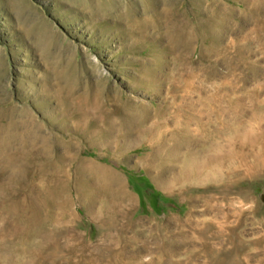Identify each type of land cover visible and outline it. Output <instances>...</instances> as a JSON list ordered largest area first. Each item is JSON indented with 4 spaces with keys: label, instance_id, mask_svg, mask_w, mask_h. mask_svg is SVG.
Segmentation results:
<instances>
[{
    "label": "rangeland",
    "instance_id": "rangeland-1",
    "mask_svg": "<svg viewBox=\"0 0 264 264\" xmlns=\"http://www.w3.org/2000/svg\"><path fill=\"white\" fill-rule=\"evenodd\" d=\"M95 1L101 0H82L80 7L74 0H0V264L35 262L36 231L42 234L38 254L44 264L66 261L76 249L70 243L79 250L81 244L89 245L90 260L83 264H103L114 258L107 244L131 235L121 229L130 218L152 222L155 238L181 245L169 255L171 264H242L250 253L257 257L245 264H261L264 245L254 240L264 235V168L240 177L226 170L222 175L206 171L200 180L175 181L177 169L137 164L150 149L138 135L109 132L104 115L112 110L119 117L117 106L126 98L142 109L171 105L174 97L168 90L187 70L198 74L195 84L203 83L208 91L213 84L231 82L236 87L231 97L259 90L263 98L264 0H120V10L110 16H96L91 6ZM16 2L57 31V44H68L65 55L43 51L29 38L31 21ZM180 35L190 39L186 53L172 39ZM64 59L72 60L77 94H90L96 101L89 116L78 97L60 96L55 70L67 66ZM243 98L248 121L252 103ZM227 101L224 97L221 106L226 108ZM97 113L100 118L94 121ZM262 122L255 131L260 139ZM172 123L168 118L167 124ZM195 149L202 157L209 154L203 145ZM81 158L113 170L132 197L128 213L117 218L102 212L113 201L108 196L92 200L91 190L99 183L94 173L80 168ZM226 207L227 231L218 241L217 231L211 237L209 231L225 221L218 211ZM53 216L59 217L57 224ZM187 221H196L197 229L184 225ZM198 235L215 244L199 247V255L192 258L193 249L186 243ZM140 244L137 239L135 247ZM149 257L140 251L139 260Z\"/></svg>",
    "mask_w": 264,
    "mask_h": 264
},
{
    "label": "bare ground",
    "instance_id": "bare-ground-1",
    "mask_svg": "<svg viewBox=\"0 0 264 264\" xmlns=\"http://www.w3.org/2000/svg\"><path fill=\"white\" fill-rule=\"evenodd\" d=\"M74 3L81 7L82 0H74ZM16 4L18 5L17 9L20 10L19 12H21V15L24 12L26 20L31 21L27 32L29 38L34 39L43 51L49 50L58 53L59 56L65 55L68 44H64L63 47L62 45L57 44V31L52 29L51 25L42 19L41 16L33 18V12L23 11V5L21 2H16ZM121 5L122 3L120 0H101L100 2L95 1L91 4V6L96 8V16H110L114 14L113 10H120ZM129 12H125L127 16H129ZM183 36H173L172 39L175 38L177 41L176 43H181L180 47L182 52L186 53L190 46V39L188 36L185 38H183ZM228 48L229 47H226L224 50ZM205 50H207V48ZM206 52L208 53V50ZM218 52L219 50H217V53ZM245 52H247V50ZM210 54L211 53H209V55ZM64 60L66 61L67 66L62 69L58 67L55 70V74L60 83V96L62 95V98L67 100H74L78 97L81 101L85 102V104L80 105L82 106L84 114H88L89 116L92 112L91 108L94 104H96V101L90 94H77L75 89V73L73 70L72 60ZM153 74L155 75L154 77L159 78L157 75L158 73ZM184 75L180 76V80L177 81V85L179 86L176 85L174 89L170 88V90H168V94H171L174 97L171 105H151V107L142 109L141 107L131 104L129 99L126 98L122 104H118L117 106L116 111L119 113V117H115V114H113L114 111L112 110H107V113L105 112V115L103 114L107 130L109 132L116 131L117 133H128L131 134V136L134 134L135 136L138 135L142 142L141 145H146L150 150L139 158L137 164L158 169L166 167L171 168L172 170L177 169L178 171H176V174L173 177V180L175 181H193L194 179L200 180V176L206 173V171H214L222 175L224 170H226L227 173L231 175L237 174L236 176H238V174L241 173L239 175L240 177L241 175H249L256 169L264 168V138L260 139L256 135L257 132H255L260 122L264 121V96H262L263 98H260L259 90L242 93L243 96L250 99L253 108L251 111L249 110V120L246 121L244 116L246 115L245 111L247 110H245L242 102L245 98H243L242 95H240L241 97H231V93L236 90V87L234 88L231 82L213 84L214 87L213 85L212 87L214 89L212 91H208L203 83H200L199 85L195 84L199 77L198 74L191 70H187ZM205 82H207V80H205ZM224 97L228 99V106L227 104L225 105L226 108L221 106V103L224 105V102H222ZM99 115L101 114L97 113L95 116H92V119L97 121L100 118ZM168 118L173 119V123L170 126L167 124ZM248 123L250 125L249 130H247ZM196 145L205 146L204 151L209 154L203 157L196 154ZM182 147H185L184 150L186 149V152L185 155L179 159L178 155ZM250 149L254 150V155L248 154ZM168 153L171 156H168ZM90 161L91 160L88 161L85 158H81L78 162L80 168H87L90 170L91 174L94 173L96 175V181L99 183L97 190H91L92 200L100 199L104 201L108 196V198H111L113 203L110 205L104 204L102 212L105 215L115 213L117 218H121V216L128 213L132 208L131 195H129V193L124 189L122 183L119 182L113 170L102 163ZM113 186L114 189H112ZM48 205L53 206L54 203H50ZM214 212H217V210ZM218 212L223 214L222 218L225 219V221L211 226L209 235L211 237L212 231L216 230L218 234L217 237L219 238L218 241H220L224 232L227 231L226 220L229 217L228 213L230 212V208H222ZM59 221L60 219L58 216L52 217L53 224H57ZM142 221L143 220H141V218H130L124 224L121 228L122 231L131 232V235L129 237L120 236L118 240L110 241L107 244V248L109 250L111 249L114 254V258H110L103 264H128L130 263L128 262L130 260L136 261L138 264H153L154 259H157V263L159 264H171L172 260L170 261L169 255L171 253H176L175 249H179V246L181 245L169 244V241L164 238H155L152 232L156 225L149 221H147V224H143ZM184 225L197 229L196 221H187ZM177 233L180 234L179 232ZM181 234L182 235L180 236H187V233ZM41 236L42 234L39 231L32 234V238L37 243V249L34 250L33 253V256L35 255V262L23 260L22 264H44L43 259L41 260V257L38 254L40 252L38 249L41 248L43 243ZM137 239H141L142 245L140 244L138 247H135ZM192 239L193 240L189 243L185 242L188 248L191 247V249H193L192 258L199 255V247L201 249L206 247L213 248L215 244L214 241H203L200 235L197 237L193 236ZM154 242L156 244L160 242L159 245L155 244V248L158 247V251H162L161 254H157L158 252H155V248L153 247ZM254 242L259 246L264 245V235L255 239ZM69 245H74L73 248H76L77 250L73 249L70 257L66 259V261H63L62 259L60 264L62 262L68 264H83L90 260V256L87 254L89 245L86 243L81 245L79 244L80 247H82V250H79L78 247L75 246L76 243H70ZM140 251H146L150 257L145 261L139 260ZM254 257H257L255 253L244 255L242 264H245L246 259ZM162 259L166 260L162 261ZM262 263L264 264V262H261V264ZM55 264H59V262ZM174 264L181 263L175 262Z\"/></svg>",
    "mask_w": 264,
    "mask_h": 264
}]
</instances>
